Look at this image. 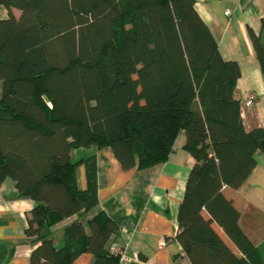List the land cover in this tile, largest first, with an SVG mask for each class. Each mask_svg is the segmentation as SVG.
<instances>
[{"label": "trees", "instance_id": "obj_1", "mask_svg": "<svg viewBox=\"0 0 264 264\" xmlns=\"http://www.w3.org/2000/svg\"><path fill=\"white\" fill-rule=\"evenodd\" d=\"M194 0H0V183L11 177L35 201L25 233L31 264H117L108 217L73 223L56 248L44 232L97 203L96 162L87 188L70 151L107 146L123 169L164 162L177 135L195 160L175 235L191 264H264L224 192L264 153V129L246 130L235 97L240 68L224 60ZM20 10L17 18L12 9ZM248 32L264 74V15ZM228 239V240H227Z\"/></svg>", "mask_w": 264, "mask_h": 264}, {"label": "crops", "instance_id": "obj_2", "mask_svg": "<svg viewBox=\"0 0 264 264\" xmlns=\"http://www.w3.org/2000/svg\"><path fill=\"white\" fill-rule=\"evenodd\" d=\"M195 9L208 25L224 60L240 68L234 95L240 100L241 119L246 130L264 129V74L254 51L248 28L258 35L264 15V0H194ZM228 11L226 15L225 12ZM15 17L20 10L13 8ZM0 6V19L7 18ZM264 43V36L262 38ZM1 85V82H0ZM254 100L246 105L245 99ZM185 135L180 132L164 162L145 169H123L107 146L78 147L70 159L78 162L75 181L79 190L87 188V160L96 162L97 203L80 210L44 232L56 248L65 244L66 228L73 223L90 233L89 221L108 217L118 226L116 238L130 247L147 264H191L175 235L177 213L188 173L195 163L184 149ZM256 165L237 189L224 187L240 212L239 225L264 259V153H254ZM35 201L18 192L15 181L6 177L0 183V264H31L30 254L37 242L25 233L27 217ZM228 240V239H227ZM91 253L82 254L76 264H94Z\"/></svg>", "mask_w": 264, "mask_h": 264}, {"label": "built area", "instance_id": "obj_3", "mask_svg": "<svg viewBox=\"0 0 264 264\" xmlns=\"http://www.w3.org/2000/svg\"><path fill=\"white\" fill-rule=\"evenodd\" d=\"M225 14L227 15L228 11H226ZM245 100L246 105H250L254 100V96L248 95ZM108 251L117 258V264H147L131 253L128 245L122 244L118 240L110 242Z\"/></svg>", "mask_w": 264, "mask_h": 264}]
</instances>
